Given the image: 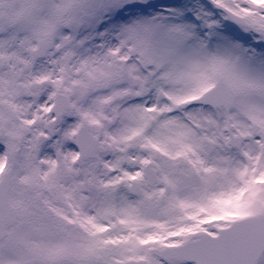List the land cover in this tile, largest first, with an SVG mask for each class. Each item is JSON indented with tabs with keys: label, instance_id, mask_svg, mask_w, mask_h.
Listing matches in <instances>:
<instances>
[{
	"label": "snow or ice",
	"instance_id": "1",
	"mask_svg": "<svg viewBox=\"0 0 264 264\" xmlns=\"http://www.w3.org/2000/svg\"><path fill=\"white\" fill-rule=\"evenodd\" d=\"M0 264H264V0H0Z\"/></svg>",
	"mask_w": 264,
	"mask_h": 264
}]
</instances>
